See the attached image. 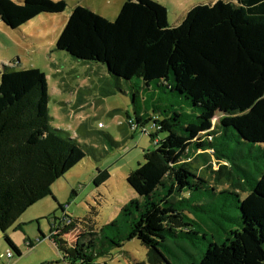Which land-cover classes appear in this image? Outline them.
<instances>
[{
  "label": "trees",
  "instance_id": "obj_1",
  "mask_svg": "<svg viewBox=\"0 0 264 264\" xmlns=\"http://www.w3.org/2000/svg\"><path fill=\"white\" fill-rule=\"evenodd\" d=\"M67 9L65 0H0V19L19 30L43 14ZM263 32L264 0L199 4L173 27L168 9L156 0H127L115 21L88 7L76 6L71 12L57 51L99 71L106 69L115 88L126 84L131 90L135 104L143 83L144 93L147 89L160 95V89H167L191 110L186 116L174 112L156 119L151 132L146 125L152 118L145 120L137 112L136 121L128 117L131 126L148 131L155 142L127 180L144 201L134 199L123 209L125 216L137 213L127 238L147 248L150 264L168 262L165 247L170 239L193 242V236L201 237L187 212L204 211L197 195L209 183L191 161L210 166L215 156L221 169L213 175L220 177L233 167V158L219 141L226 133L264 145ZM50 101L41 70L0 68V230L17 258L22 252L8 231L42 200H56L54 184L88 154L79 138L52 126ZM110 177L108 170H99L94 183L101 186ZM251 186L245 199L235 195L239 228L224 242H210L197 264H264V170ZM76 228L74 221L54 225L50 239L64 262L96 264L104 254L95 249V226L86 225L83 236L70 246L65 237ZM90 237L86 244L83 239Z\"/></svg>",
  "mask_w": 264,
  "mask_h": 264
},
{
  "label": "rangeland",
  "instance_id": "obj_2",
  "mask_svg": "<svg viewBox=\"0 0 264 264\" xmlns=\"http://www.w3.org/2000/svg\"><path fill=\"white\" fill-rule=\"evenodd\" d=\"M65 1L68 4L65 13L42 15L24 26L21 32H13L0 22V62H7L6 66L16 67V70L37 68L45 74L51 98L52 126L63 130L71 138H79L88 153L78 166L58 180L52 188L63 210L54 197H50L22 217L27 230L25 235L18 224L10 234L17 233L22 243L30 238L35 243L34 249L46 256L49 262L63 264L56 246L49 240L52 226L60 225L62 221L64 224L76 222L77 228L66 239L73 246L83 236L85 226L94 225L97 233L94 236L95 249L104 254L96 258V264H150L147 248L139 240L127 238L137 213L125 216L123 209L134 199L144 201L127 180L130 173L145 162V152L155 149V142L148 131H152L150 128L156 119L163 120L174 112L186 116L191 110L187 106L188 102L176 93H168L167 89H160V95L147 89L144 93L143 83L137 87L140 94L135 104L126 84L122 85L121 91L115 88V82L109 76L101 77L97 68L74 59L66 52L57 51V41L76 6L88 7L115 21L127 0ZM156 1L168 9L169 24L173 27L182 22L192 7L218 0ZM51 17L61 21L57 24L62 27L58 25L60 28L57 32L45 33L44 21ZM49 24H53V21L49 20ZM113 91L116 95L112 94ZM136 112L139 117L145 116V120L153 119L146 125L148 131L129 124L127 116L136 121ZM165 135L160 134L162 138ZM219 141L225 147V154L233 158L229 159L233 162L230 173L225 171L220 177L213 175V171L221 169L215 156L210 157V166L201 164V161H191L193 167L196 170L199 168V174L209 183V189H204L197 195L198 200H202L204 211H197L196 215L187 212L201 237L193 236V242L170 239L165 247L168 262L162 264H197L210 242H224L229 233L240 226L241 214L235 195L240 194L241 199H245L250 193L251 183L257 181L264 170V145L249 144L233 131L226 133L224 139ZM99 170H108L111 177L106 183L96 186L94 180ZM41 213L46 215L39 221L31 219ZM50 215L52 216L49 217ZM40 227L46 233V240L40 241ZM88 239L92 238L83 241L88 244ZM121 243L122 248L117 246ZM6 251L4 255L7 256ZM32 251H23V258L28 259V253ZM16 259L17 257L14 258L15 261ZM0 260L4 262L2 257Z\"/></svg>",
  "mask_w": 264,
  "mask_h": 264
},
{
  "label": "crops",
  "instance_id": "obj_3",
  "mask_svg": "<svg viewBox=\"0 0 264 264\" xmlns=\"http://www.w3.org/2000/svg\"><path fill=\"white\" fill-rule=\"evenodd\" d=\"M43 15H49L50 16V14H43ZM58 15H60V14H58ZM42 16V15H41ZM40 17V16H39ZM39 17H37L36 19H38ZM36 19H34V20H36ZM34 20H32L30 23H28L27 25H29V24H31ZM49 20H52L53 21V24H49ZM0 22H1V24H3L4 26H6L2 21H1V19H0ZM61 21H56L55 20V18H49V19H46L45 21H44V26H45V33H53V31H55V32H57V30L60 28V27H62V25H60V24H57V23H60ZM57 24V25H56ZM27 25H25V26H27ZM56 25V26H55ZM58 25H60V27H58ZM65 26H66V24H65ZM7 27V26H6ZM24 27V26H23ZM23 27L22 28H20L19 30H13V32H21V29H23ZM64 27V26H63ZM7 28H9V27H7ZM9 29H11V28H9ZM62 29V28H61ZM60 29V30H61ZM12 30V29H11ZM59 30V31H60ZM64 30V29H63ZM62 31V30H61ZM63 32V31H62ZM60 33V32H59ZM62 34V33H61ZM7 65V62H5V61H2L1 60V62H0V68L2 67V66H6ZM8 67V66H7ZM11 68H16V67H11ZM101 77H105V76H109V74H108V72H107V70L106 69H104V71L102 72V71H99V73H98ZM127 117H129L130 119H132V117H130V116H127ZM129 118H128V120H129ZM83 122H85V121H83ZM50 198V197H49ZM49 198H46V199H44V200H42L41 202H39L38 204H40V203H42V202H44V201H46V200H49ZM38 204H36L35 206H37ZM35 206H33L32 208H34ZM32 208H30L29 210H31ZM28 210V211H29ZM27 213V212H26ZM25 215V214H24ZM23 215V216H24ZM46 214L45 213H41V214H37L36 216H34L33 218H31V219H36L37 221H39L40 219H41V217H43V216H45ZM22 216V217H23ZM20 218L19 220H18V222L16 223V224H18V227H19V229H20V231L21 232H23V234L25 235L26 234V232H27V230L24 228V225H25V223H24V221H23V218ZM33 221V220H32ZM62 222H64V221H62ZM15 224V225H16ZM14 225V226H15ZM55 225V224H54ZM53 225V226H54ZM13 226V227H14ZM52 226V227H53ZM55 226H58L59 227V225L58 224H56ZM12 227V228H13ZM12 228L8 231V235L11 237V239L13 240V242L17 245V247L20 249V251L22 252V257H20V258H17L16 259V261L14 260V258L15 257H12V258H10L9 256H8V253H10L11 251H10V249L8 248V246H7V244H6V242H5V240H4V235H3V233H2V231L0 230V257H2V260H4V262H1V260H0V264H2V263H4V264H52L51 262H49L48 261V258L46 257V256H42L39 252H37V250L36 249H34L35 248V243H34V241L33 240H31L30 238H28V240H24V242L22 243V241L21 240H19V238L17 237V233H13V235H11L10 234V231L12 230ZM42 228L40 227V230H39V234H40V241H43V240H46V233H45V231L42 229ZM53 232H54V230H53V228H51V230H50V237H51V235L53 234ZM50 237H49V240H50V242H51V244H53V246H55V244L52 242V240L50 239ZM65 239H67V236L65 237ZM68 241V240H67ZM27 242H29L28 244H27ZM23 247L25 248V250L26 251H32L33 249V251L32 252H30V253H28V254H30V256L28 257V259H25V258H23V255H24V252L23 251H25V250H22L23 249ZM57 248V247H56ZM7 250V251H6ZM58 250V249H57ZM6 251V253H7V256L6 255H4V252ZM38 254H40V255H37V253ZM58 252H59V250H58ZM12 253V252H11ZM36 253V255H34ZM60 253V252H59ZM14 255V254H13ZM60 255H61V253H60ZM61 257H62V255H61ZM63 259V258H62ZM63 264H69V263H66V262H64L63 261Z\"/></svg>",
  "mask_w": 264,
  "mask_h": 264
},
{
  "label": "built area",
  "instance_id": "obj_4",
  "mask_svg": "<svg viewBox=\"0 0 264 264\" xmlns=\"http://www.w3.org/2000/svg\"><path fill=\"white\" fill-rule=\"evenodd\" d=\"M102 126V124H100V127ZM8 256L10 257V258H12V257H14V255H13V253H8Z\"/></svg>",
  "mask_w": 264,
  "mask_h": 264
},
{
  "label": "water",
  "instance_id": "obj_5",
  "mask_svg": "<svg viewBox=\"0 0 264 264\" xmlns=\"http://www.w3.org/2000/svg\"><path fill=\"white\" fill-rule=\"evenodd\" d=\"M108 72V71H107Z\"/></svg>",
  "mask_w": 264,
  "mask_h": 264
}]
</instances>
